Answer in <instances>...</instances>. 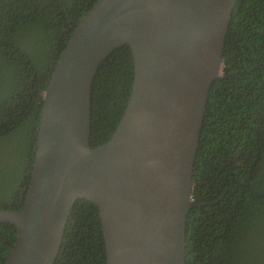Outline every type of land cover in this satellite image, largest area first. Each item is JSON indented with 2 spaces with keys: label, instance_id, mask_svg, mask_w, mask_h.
Returning <instances> with one entry per match:
<instances>
[{
  "label": "water",
  "instance_id": "water-1",
  "mask_svg": "<svg viewBox=\"0 0 264 264\" xmlns=\"http://www.w3.org/2000/svg\"><path fill=\"white\" fill-rule=\"evenodd\" d=\"M237 1L101 0L78 23L43 96L24 205L0 210L18 233L5 264H56L81 200L99 210L107 264H187L200 135ZM124 46L132 95L110 142L93 149L94 79Z\"/></svg>",
  "mask_w": 264,
  "mask_h": 264
},
{
  "label": "trees",
  "instance_id": "trees-1",
  "mask_svg": "<svg viewBox=\"0 0 264 264\" xmlns=\"http://www.w3.org/2000/svg\"><path fill=\"white\" fill-rule=\"evenodd\" d=\"M100 1L0 0V210L24 205L44 105L39 101L78 23ZM223 61L200 135L186 263L264 264V0L237 1ZM134 80L129 46L99 67L92 87L93 149L117 131ZM17 236L14 225L0 223V264ZM56 264H107L92 203L77 202Z\"/></svg>",
  "mask_w": 264,
  "mask_h": 264
},
{
  "label": "flooded vegetation",
  "instance_id": "flooded-vegetation-1",
  "mask_svg": "<svg viewBox=\"0 0 264 264\" xmlns=\"http://www.w3.org/2000/svg\"><path fill=\"white\" fill-rule=\"evenodd\" d=\"M46 1V0H45ZM48 1V0H47ZM45 3V2H44ZM47 6H50V7H52L54 10H56L55 8L56 7H58L59 9H61L60 8V6L59 5H56V4H54V3H52V2H47ZM36 8H34V10H35ZM64 10L67 12V13H69V9L67 8V7H65L64 8ZM93 10V9H92ZM16 13H19V12H16ZM62 56V55H61ZM48 89V88H47ZM133 90V89H132ZM46 92V91H45ZM45 92H43V94H42V99H41V101H39L40 103L41 102H43V96H44V93ZM44 104V103H43ZM91 105H92V93H91ZM43 107H44V105H43ZM91 110H92V107H91ZM42 112H43V109H42ZM42 119V118H41ZM122 121V120H121ZM121 123V122H120ZM4 124H6V122L4 123ZM41 124V123H40ZM120 125V124H119ZM118 129V128H117ZM1 143V142H0ZM24 145H25V141H24V139H23V142L21 143V146L22 147H24ZM35 158H36V156H35ZM35 163V162H34ZM34 167V166H33Z\"/></svg>",
  "mask_w": 264,
  "mask_h": 264
},
{
  "label": "bare ground",
  "instance_id": "bare-ground-1",
  "mask_svg": "<svg viewBox=\"0 0 264 264\" xmlns=\"http://www.w3.org/2000/svg\"><path fill=\"white\" fill-rule=\"evenodd\" d=\"M136 3H137V2H133L132 5H131V6H130L125 12H128V10H131V9L135 8ZM91 107H92V105H91ZM91 111H92V110H91ZM119 142H120V141H119Z\"/></svg>",
  "mask_w": 264,
  "mask_h": 264
}]
</instances>
